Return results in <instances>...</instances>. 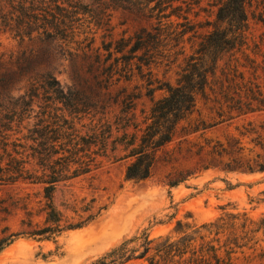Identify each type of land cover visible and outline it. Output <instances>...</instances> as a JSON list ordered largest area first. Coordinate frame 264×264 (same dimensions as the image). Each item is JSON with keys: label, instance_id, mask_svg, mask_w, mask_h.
<instances>
[{"label": "rangeland", "instance_id": "1", "mask_svg": "<svg viewBox=\"0 0 264 264\" xmlns=\"http://www.w3.org/2000/svg\"><path fill=\"white\" fill-rule=\"evenodd\" d=\"M177 1L180 10L159 25L121 0H75L84 29L70 40L68 21H62L66 0H0V141H12L32 127L48 100L51 78L63 89L117 97L120 103L106 108L112 119L131 107L125 97H136L142 128L152 101L165 95L159 87L175 85L224 0ZM246 12L245 45L219 58L216 73L172 142L158 153L148 179H124L128 160H116L124 155L119 148L115 161L103 160L97 170L57 186L52 196L57 223L45 220L40 185H0V240L17 234L0 252V264H92L136 233L175 237V221L200 226L219 217L222 208L245 212L254 222L264 217V204L249 203L264 192V172L226 168L239 157L253 169L264 164V0H250ZM28 15L33 24L24 19ZM52 16L57 21L49 31L56 37L43 28ZM153 27L163 31L153 57L130 54L139 30ZM121 38L131 43L117 52ZM251 236L237 250L234 264H264L250 257L264 248V235Z\"/></svg>", "mask_w": 264, "mask_h": 264}, {"label": "trees", "instance_id": "2", "mask_svg": "<svg viewBox=\"0 0 264 264\" xmlns=\"http://www.w3.org/2000/svg\"><path fill=\"white\" fill-rule=\"evenodd\" d=\"M74 1L66 0L68 9H64L66 15L62 18L64 23L65 19L68 21L66 34L70 40L76 36L77 30L84 29V23L77 19L80 12ZM121 1L142 15L146 14L149 19H155L159 25H162L163 19L175 16L181 8L174 6L177 0ZM249 1L224 0L217 6L212 30L185 59L175 85L165 83L159 87L164 90L165 95L152 101L144 116L142 128L136 121V97H125L123 100L128 101L131 107L112 119L106 108L119 104L117 97L108 93H86L75 88L63 89L55 78H51L48 83V100L35 115L32 127L26 129L25 133L17 132L21 137L12 141H0V185L17 182L40 185L46 200L45 220L57 223L60 214L52 205V196L57 186L97 170L103 160L111 157L115 161L114 154L119 148L124 155L116 160H128L124 179L134 182L148 179L158 153L172 142L180 123L192 113L197 96L204 93L209 78L216 73L219 58L224 53L245 45L248 29L246 5ZM34 4L32 1L31 9H27L32 10ZM83 7L87 8L86 5ZM167 11L169 13L165 15ZM37 14L36 21H39L41 13ZM24 19L27 24L34 22L30 15L24 16ZM56 21V17L52 16V21L43 25L47 36H57L56 32L49 31L56 26ZM162 34L159 27L140 29L129 53L134 56L140 53L152 58V50L159 46ZM119 43L121 45L117 52L124 50L131 41L129 38H121ZM110 48L111 45L106 50L109 51ZM138 70H141L140 66ZM150 95L152 93L148 96ZM29 98L28 105L33 100ZM129 128L134 132L128 133ZM231 161L236 168L229 163L227 170L264 172L263 163H258L253 169L250 164L243 163L240 157ZM259 196H264V192L249 198V203L264 204V199L258 198ZM221 210L223 213L219 217L200 226L175 221V237L151 239L147 230H143L97 258L92 264H128L134 261H141V264H234V255L252 240L251 234L261 231L264 235V217L254 222L245 212L240 213L234 208ZM16 236L17 234L1 239L0 252ZM250 257L264 259V248L254 249Z\"/></svg>", "mask_w": 264, "mask_h": 264}]
</instances>
